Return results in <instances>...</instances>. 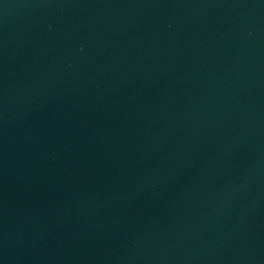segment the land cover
Listing matches in <instances>:
<instances>
[{"label":"water","instance_id":"1","mask_svg":"<svg viewBox=\"0 0 264 264\" xmlns=\"http://www.w3.org/2000/svg\"><path fill=\"white\" fill-rule=\"evenodd\" d=\"M0 264H264V0H0Z\"/></svg>","mask_w":264,"mask_h":264}]
</instances>
